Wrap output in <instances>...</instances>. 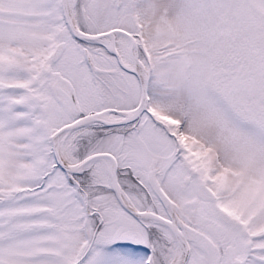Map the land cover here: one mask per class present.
I'll list each match as a JSON object with an SVG mask.
<instances>
[{
  "label": "snow or ice",
  "instance_id": "snow-or-ice-1",
  "mask_svg": "<svg viewBox=\"0 0 264 264\" xmlns=\"http://www.w3.org/2000/svg\"><path fill=\"white\" fill-rule=\"evenodd\" d=\"M0 264H264V0H0Z\"/></svg>",
  "mask_w": 264,
  "mask_h": 264
}]
</instances>
